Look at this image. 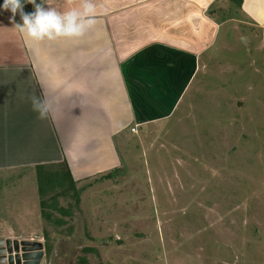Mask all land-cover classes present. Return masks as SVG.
Segmentation results:
<instances>
[{
  "label": "rangeland",
  "instance_id": "rangeland-1",
  "mask_svg": "<svg viewBox=\"0 0 264 264\" xmlns=\"http://www.w3.org/2000/svg\"><path fill=\"white\" fill-rule=\"evenodd\" d=\"M206 13L228 20L208 65L166 120L124 139L118 168L78 190L98 211L59 198L69 215L42 234L47 264H264L259 33L226 0Z\"/></svg>",
  "mask_w": 264,
  "mask_h": 264
},
{
  "label": "crops",
  "instance_id": "crops-1",
  "mask_svg": "<svg viewBox=\"0 0 264 264\" xmlns=\"http://www.w3.org/2000/svg\"><path fill=\"white\" fill-rule=\"evenodd\" d=\"M226 1L259 33L264 62V0ZM93 2L96 24L82 37L55 41L27 37L15 27L19 15L13 20L0 8V239L42 243L62 216L43 220L38 168L65 163L77 190L118 168L131 129L175 111L228 21L207 16L217 0ZM50 4L70 7L67 0ZM32 96L48 102L44 118ZM99 197L85 192L78 201L96 212Z\"/></svg>",
  "mask_w": 264,
  "mask_h": 264
},
{
  "label": "clouds",
  "instance_id": "clouds-1",
  "mask_svg": "<svg viewBox=\"0 0 264 264\" xmlns=\"http://www.w3.org/2000/svg\"><path fill=\"white\" fill-rule=\"evenodd\" d=\"M34 6V11L25 13L24 0H4V10L13 14L19 12L22 23H15V27L27 37L35 41H55L58 38L82 37L96 24V5L93 0H80L79 7H71L74 0H67L70 5L66 11H58L52 7L50 0H26ZM49 5V7H45ZM33 110L44 118L48 111V102L38 96L30 97Z\"/></svg>",
  "mask_w": 264,
  "mask_h": 264
},
{
  "label": "trees",
  "instance_id": "trees-1",
  "mask_svg": "<svg viewBox=\"0 0 264 264\" xmlns=\"http://www.w3.org/2000/svg\"><path fill=\"white\" fill-rule=\"evenodd\" d=\"M236 1V5L240 7L241 1ZM4 1L0 0V8H3ZM39 4L40 0H36ZM34 6L24 0L23 10L25 13L33 12ZM19 15V12H17ZM19 23H22L19 15ZM38 192L40 196L41 215L44 221H50L53 213L61 216H68L69 211L59 206V198H68L77 205L78 204V190L71 177L69 169L65 163L57 164L49 167H39L37 170ZM59 221L56 220V224ZM84 252H95L92 248H85ZM84 260H82L83 262Z\"/></svg>",
  "mask_w": 264,
  "mask_h": 264
},
{
  "label": "water",
  "instance_id": "water-1",
  "mask_svg": "<svg viewBox=\"0 0 264 264\" xmlns=\"http://www.w3.org/2000/svg\"><path fill=\"white\" fill-rule=\"evenodd\" d=\"M0 264H47L43 244L0 239Z\"/></svg>",
  "mask_w": 264,
  "mask_h": 264
},
{
  "label": "built area",
  "instance_id": "built-area-1",
  "mask_svg": "<svg viewBox=\"0 0 264 264\" xmlns=\"http://www.w3.org/2000/svg\"><path fill=\"white\" fill-rule=\"evenodd\" d=\"M131 133H136L135 128H132V129H131Z\"/></svg>",
  "mask_w": 264,
  "mask_h": 264
}]
</instances>
